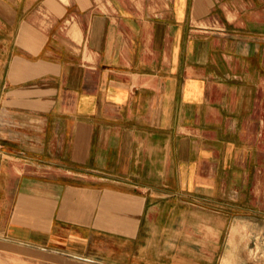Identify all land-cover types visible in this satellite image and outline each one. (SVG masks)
<instances>
[{
    "label": "crops",
    "instance_id": "1",
    "mask_svg": "<svg viewBox=\"0 0 264 264\" xmlns=\"http://www.w3.org/2000/svg\"><path fill=\"white\" fill-rule=\"evenodd\" d=\"M257 200L264 0H0V264H221Z\"/></svg>",
    "mask_w": 264,
    "mask_h": 264
},
{
    "label": "rangeland",
    "instance_id": "2",
    "mask_svg": "<svg viewBox=\"0 0 264 264\" xmlns=\"http://www.w3.org/2000/svg\"><path fill=\"white\" fill-rule=\"evenodd\" d=\"M256 215L249 218L254 226L247 231L244 223L235 231L236 239L226 242L221 264H264V205L263 200L256 201ZM236 244V246H234ZM238 245V246H237ZM218 264V263H217Z\"/></svg>",
    "mask_w": 264,
    "mask_h": 264
}]
</instances>
